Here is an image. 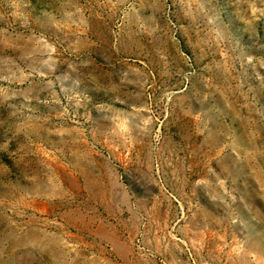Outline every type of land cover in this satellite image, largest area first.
Masks as SVG:
<instances>
[{"label": "rangeland", "instance_id": "obj_1", "mask_svg": "<svg viewBox=\"0 0 264 264\" xmlns=\"http://www.w3.org/2000/svg\"><path fill=\"white\" fill-rule=\"evenodd\" d=\"M0 264H264V0H0Z\"/></svg>", "mask_w": 264, "mask_h": 264}]
</instances>
